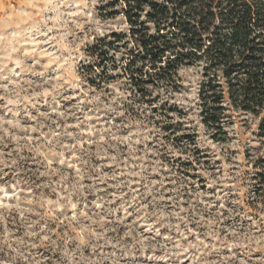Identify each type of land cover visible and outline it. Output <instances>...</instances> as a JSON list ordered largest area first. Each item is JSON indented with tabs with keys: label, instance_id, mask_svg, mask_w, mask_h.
I'll use <instances>...</instances> for the list:
<instances>
[{
	"label": "rangeland",
	"instance_id": "rangeland-1",
	"mask_svg": "<svg viewBox=\"0 0 264 264\" xmlns=\"http://www.w3.org/2000/svg\"><path fill=\"white\" fill-rule=\"evenodd\" d=\"M113 1L0 0V264H264L259 120L214 140L200 67L151 99L102 71Z\"/></svg>",
	"mask_w": 264,
	"mask_h": 264
},
{
	"label": "trees",
	"instance_id": "trees-1",
	"mask_svg": "<svg viewBox=\"0 0 264 264\" xmlns=\"http://www.w3.org/2000/svg\"><path fill=\"white\" fill-rule=\"evenodd\" d=\"M119 5L107 15L123 14L129 31L112 32L90 48L102 71L116 65L112 51L124 50L123 74L151 99L161 86L179 88L181 68L200 67V116L212 138H228L234 110L259 120L264 145V0H114L107 7ZM254 166L263 188L264 152Z\"/></svg>",
	"mask_w": 264,
	"mask_h": 264
}]
</instances>
